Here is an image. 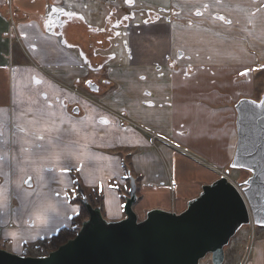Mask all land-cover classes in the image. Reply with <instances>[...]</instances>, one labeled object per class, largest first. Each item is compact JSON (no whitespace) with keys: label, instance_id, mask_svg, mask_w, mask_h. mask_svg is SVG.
I'll use <instances>...</instances> for the list:
<instances>
[{"label":"crops","instance_id":"1","mask_svg":"<svg viewBox=\"0 0 264 264\" xmlns=\"http://www.w3.org/2000/svg\"><path fill=\"white\" fill-rule=\"evenodd\" d=\"M86 1L0 0V145L18 135V145L38 167L54 153L87 145L88 161L101 159L92 146L117 149L118 162L103 177L104 215L110 221L126 217L121 200L131 189L130 166L139 220L154 209L181 213L219 177V167L232 163L237 102L263 94L264 77L258 74L264 73V0H166L161 8H171L169 18L149 10L143 24L133 26L129 14L120 21L112 15L105 28L88 22L80 10ZM138 1L146 3L131 0L132 5ZM121 20L112 37L122 40L126 61L116 63L117 50L104 51L112 46L108 29ZM91 81L100 91H91ZM98 100L109 108L91 106ZM12 101L18 113H11ZM74 106L81 112L72 111ZM119 115L135 123L120 122ZM82 167L83 175L87 166ZM250 175L245 170L239 180ZM112 177L118 195L107 183ZM0 219L8 224L5 216ZM242 264H264V238Z\"/></svg>","mask_w":264,"mask_h":264},{"label":"water","instance_id":"2","mask_svg":"<svg viewBox=\"0 0 264 264\" xmlns=\"http://www.w3.org/2000/svg\"><path fill=\"white\" fill-rule=\"evenodd\" d=\"M236 110L238 139L230 166L250 172L246 198L223 175L204 185L183 212L154 209L139 220L137 184L130 176L124 219L108 221L85 198L89 218L73 239L37 257L0 248V264H199L209 254L213 264H223L225 247L242 226H264V92L259 100L240 99Z\"/></svg>","mask_w":264,"mask_h":264},{"label":"rangeland","instance_id":"3","mask_svg":"<svg viewBox=\"0 0 264 264\" xmlns=\"http://www.w3.org/2000/svg\"><path fill=\"white\" fill-rule=\"evenodd\" d=\"M150 1L155 3V6L148 7L146 3H150ZM146 3L138 1V4L132 5L131 0H87L86 3H83L80 10L86 16L90 24L97 27L99 26V28H105L108 22H110V17L112 15L116 16L120 21L126 14H129L131 18L134 17L131 21L133 26L143 24L144 18L149 15V10L158 12L164 15V17L167 16V18H169L168 16H170L171 8H161L165 7L167 4L166 0H146ZM89 9L94 12V16L90 19L88 13ZM117 23L118 22H115V26L112 27L113 32H116L115 28H117ZM133 29L136 28H132L131 31H133ZM122 33H125V31ZM108 37L111 38V36ZM111 42V49L109 47L107 49L108 51L106 50L104 53L112 54V52L116 53L117 50L119 55L118 59L117 56H115L116 63H124L126 61V56L125 54L123 55V49L126 47H124L122 40L113 38ZM148 46L150 47V40H148ZM112 64V62L108 63V65ZM258 75L264 77L263 72H260ZM93 77L96 76L93 74ZM100 83L103 85L101 81ZM90 103L91 106L94 107H100L97 103L101 106L104 104V102L101 104L100 100ZM10 110L11 113L14 111L17 113L19 112V104L17 101L11 102ZM105 110H107V108ZM132 122L135 123V121ZM18 138V135L12 138V140H14V166H11L9 160L10 149L9 146H7V142L9 141L8 137L5 139L6 144L2 142L0 145V161L6 165V169H0V217L3 218L5 216L6 222L8 224L11 223L12 226L5 231V247L0 246V248L21 256L37 257L41 256L42 253L38 246L39 239L49 238L60 228L71 225L72 217L78 212H75L74 209L75 207H79L77 203L71 201V198L77 195H91L93 199H97V194L98 196H104V173L107 172V169L113 172L115 163L118 162L117 157L120 154L117 149L113 150L92 146L91 148L99 152L98 156H101V159H92V157H90L88 161L85 157L88 154L86 151H88L90 146L87 145L82 149L77 148L73 151L54 153L47 162H45L43 167H38L35 162L28 160V155L33 157V154H29V152H26V149L18 145ZM17 145L19 148L16 149ZM82 151L85 152L83 156L80 153ZM192 154L195 153L193 152ZM198 155L204 161L211 164L213 163L208 156L204 154ZM17 156H19V162L16 160L18 158ZM74 158H76L77 161H74ZM83 164L87 166V170H85L82 175L84 169L82 167ZM130 169L132 172L134 171L133 166H130ZM24 170L28 171L30 173L29 175L32 176L35 181L34 188H27L26 191L23 190L20 184L23 176L21 175L19 178L16 176ZM226 171L230 172L229 175H227L230 182L236 178H238L236 180L241 182V184L246 181L239 180L245 171L244 169H236L229 166ZM10 175H14L17 178L15 182L20 192L19 208L14 214L10 213V209L13 208L10 206L12 200H10L11 197L9 198V183L5 182ZM218 175L219 177L225 175L224 169H220L219 167ZM219 177L217 179H219ZM84 179L97 181V184L95 186H87ZM129 180L131 185V179L129 178ZM107 183L110 190L114 189L116 191V195L120 193L116 177L107 180ZM60 185L61 187H59ZM241 186L244 187L245 183ZM121 201L124 202L125 205V200L123 198ZM92 206L100 207L101 205L94 204ZM15 209H17V207ZM101 211L104 218H108L107 220L110 221L109 217L104 215L105 209L103 211L101 208ZM28 220H30L31 224ZM6 225L7 224L1 221L0 229L3 230ZM262 238H264V226L256 225L253 222L242 226L231 238L230 243L225 247L226 255L223 264H242L243 262L246 263L252 260L254 245L256 241ZM1 242H3V239H1ZM199 264H213L211 256H206Z\"/></svg>","mask_w":264,"mask_h":264},{"label":"trees","instance_id":"4","mask_svg":"<svg viewBox=\"0 0 264 264\" xmlns=\"http://www.w3.org/2000/svg\"><path fill=\"white\" fill-rule=\"evenodd\" d=\"M123 21L121 20V22L117 23V26H121L123 24ZM94 30H97V29H94ZM108 30H109L108 33L112 37V35L115 32H113L111 28H109ZM127 171H128V179L130 178L129 175L134 176L130 168ZM85 197L88 199V202L91 203L92 205L94 204L101 205L103 201L102 200L103 198L100 195L98 196V194H97V199H93L91 195H85V196L77 195L71 198L72 202H75L80 206V210L72 217V223L70 226H65V227L60 228L55 234H53L49 238H42L38 240V246L42 251L41 256H45L49 252L58 249L61 245L73 239L78 234L83 222L89 218V211L84 201ZM3 243L4 242L0 241V246L4 247Z\"/></svg>","mask_w":264,"mask_h":264},{"label":"flooded vegetation","instance_id":"5","mask_svg":"<svg viewBox=\"0 0 264 264\" xmlns=\"http://www.w3.org/2000/svg\"><path fill=\"white\" fill-rule=\"evenodd\" d=\"M90 89H91V87H90ZM91 91L94 92V93L96 92V91H93V90H91ZM98 91H100V89ZM97 104L100 105L99 103H97ZM101 104H103V103L101 102ZM103 105L102 106L100 105V106L106 109L107 106L105 104H103ZM77 109H78L79 112H81V110H80V108L78 106H74L72 111L75 112V110H77ZM120 122H123L122 118H121ZM11 141H12V139H10V141L7 142V146H9V149H10L9 150V160H10L11 166H14L13 146H12V142ZM3 142H5L4 139H3ZM15 179H17V178L14 175H10L8 180H5V182L9 183V198L11 197L10 200H12V203L10 204V206L13 207V208L10 209V213H13V214L16 213V211L19 208V193H20L19 190L17 189ZM20 184H21V187L23 188V190L26 191L27 188H29V187L34 188L35 181H34L32 176H25L24 178L21 179ZM15 201H16V203H15ZM16 207H17V209H15ZM1 221L2 220L0 219V222ZM10 227H12V226L11 225L10 226H5L3 230L0 229V239H3L4 247H5V243H6V240L4 239V234H5L6 229H8ZM211 259H212V256H211Z\"/></svg>","mask_w":264,"mask_h":264},{"label":"built area","instance_id":"6","mask_svg":"<svg viewBox=\"0 0 264 264\" xmlns=\"http://www.w3.org/2000/svg\"><path fill=\"white\" fill-rule=\"evenodd\" d=\"M122 119H123V121L124 122H126L127 124H131L132 123V121H130L129 119H127L126 117H124L123 115H119ZM151 135L153 136V138H158V139H162L158 134H156V133H151ZM232 183L235 185V186H237L238 187V189L240 190V193L245 197V195H244V192H243V187L241 186V184H239V183H236V182H234L233 180H232Z\"/></svg>","mask_w":264,"mask_h":264},{"label":"snow or ice","instance_id":"7","mask_svg":"<svg viewBox=\"0 0 264 264\" xmlns=\"http://www.w3.org/2000/svg\"><path fill=\"white\" fill-rule=\"evenodd\" d=\"M68 15H72L71 13H68ZM221 19H222V17H221ZM39 82V81H38ZM103 123H107V120L105 119V120H103L102 121ZM30 179V178H29ZM27 182V181H26Z\"/></svg>","mask_w":264,"mask_h":264}]
</instances>
